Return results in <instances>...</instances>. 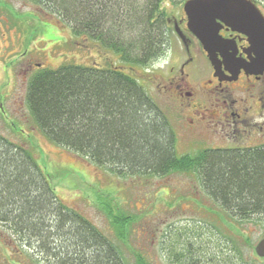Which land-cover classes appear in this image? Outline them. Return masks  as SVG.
I'll return each instance as SVG.
<instances>
[{"label":"trees","instance_id":"16d2710c","mask_svg":"<svg viewBox=\"0 0 264 264\" xmlns=\"http://www.w3.org/2000/svg\"><path fill=\"white\" fill-rule=\"evenodd\" d=\"M33 1L125 62L146 66L168 48L166 0ZM27 103L52 142L95 164L118 174L193 169L233 219L264 215V143L179 156L161 108L119 66L44 68L29 83ZM31 148L0 135V222L24 243L36 239L47 264H127L109 236L57 195ZM105 209L123 241L132 217Z\"/></svg>","mask_w":264,"mask_h":264},{"label":"rangeland","instance_id":"374dc122","mask_svg":"<svg viewBox=\"0 0 264 264\" xmlns=\"http://www.w3.org/2000/svg\"><path fill=\"white\" fill-rule=\"evenodd\" d=\"M185 1L166 0L168 15L178 18L185 15ZM257 1L264 8V0ZM10 5L18 16H27L25 21L30 27L20 25L26 31L23 39L29 40L36 34L41 37L38 46L47 48L42 61L45 69L64 64L116 65L136 78L161 108L176 137L175 150L179 156L194 155L205 148L264 143V116L252 118L257 125L250 126L251 134L215 129L209 113L206 128L199 131L190 128L188 117L192 114L185 107L189 100L164 88L162 79L167 74L166 51L172 47L181 50L172 28L165 54L141 66L121 60L119 54L100 47L92 39L75 36L55 15L41 12L33 0H10ZM10 25L9 31L15 27ZM15 33H19V28ZM4 43L8 45L7 41ZM5 46L0 52V84L9 93L4 100L0 99V135L33 148L57 195L109 236L127 264H264V257L255 251L264 238V215L251 220L233 219L207 194L200 175L193 169H173L166 174H118L110 166L95 164L52 142L35 121L27 103L31 79L26 77L22 60L13 62V56L8 55L11 46ZM5 62L12 68L4 70ZM204 68L194 69L195 79L204 71L209 72V63ZM6 73L11 79H6ZM204 90L197 89L199 94L192 103L206 102ZM106 205L119 208L133 219L125 229L124 242L116 236ZM32 239L31 244L24 243L20 235L0 222V264H47L39 244Z\"/></svg>","mask_w":264,"mask_h":264},{"label":"flooded vegetation","instance_id":"af4514ba","mask_svg":"<svg viewBox=\"0 0 264 264\" xmlns=\"http://www.w3.org/2000/svg\"><path fill=\"white\" fill-rule=\"evenodd\" d=\"M254 1L264 14L262 4L257 0ZM33 16L38 18L35 14ZM26 19L27 16L17 15L10 5V0H0V52L5 46L4 41H7L8 45L5 47L11 46L8 55L13 56V62L22 60L27 79H33L40 70L46 68L42 61L47 55V48L41 49L38 46L42 40L40 36L37 37V34L29 40L23 39L26 31L25 28L20 29V25L29 26ZM169 23L181 43V50L172 47L166 51L167 57L164 61L167 65V74L162 76V79L165 82L164 88L171 90L172 94L176 93L187 101L189 100L185 107L192 114L188 117L190 128L196 131L206 128V113H209L212 115L210 122H213L215 129L223 128V131L227 129L234 134H251L253 130L250 126L257 125L252 118L264 116V73L254 74L247 72L244 68L236 70V66H247V63L249 64L252 58H255L249 37L222 23L219 28L221 45L218 46L215 57L218 66L216 68L201 41L188 28L186 14L179 18L170 16ZM10 24L15 25L11 31H9ZM176 25L179 26L183 38L176 31ZM18 28L19 33L16 34ZM33 29L36 32V28ZM20 49H22L21 52H19ZM231 56L239 61L235 64L229 58ZM206 63L210 66L209 72L204 71L202 76L195 79L194 69L203 70ZM8 67L12 68L5 62L4 70L7 71ZM10 77L6 73V79H11ZM3 85V83L0 84L1 101L9 93V91H3L5 90ZM199 88L205 89L206 102L192 103L199 94L197 91ZM210 125L208 124V127Z\"/></svg>","mask_w":264,"mask_h":264},{"label":"water","instance_id":"95a60500","mask_svg":"<svg viewBox=\"0 0 264 264\" xmlns=\"http://www.w3.org/2000/svg\"><path fill=\"white\" fill-rule=\"evenodd\" d=\"M183 7L188 28L201 41L216 68V50L221 45L219 28L224 23L246 34L255 53V58L247 66L238 65L236 70L244 68L250 73H264V14L254 0H186ZM176 31L182 36L178 25ZM229 58L235 64L239 61L233 56ZM255 251L264 257V238L257 243Z\"/></svg>","mask_w":264,"mask_h":264}]
</instances>
